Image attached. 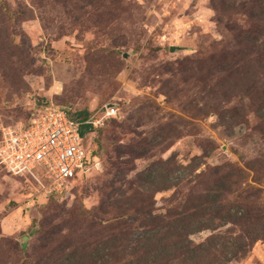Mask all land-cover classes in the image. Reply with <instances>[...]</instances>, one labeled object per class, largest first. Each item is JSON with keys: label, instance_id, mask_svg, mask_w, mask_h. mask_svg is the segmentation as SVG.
Returning a JSON list of instances; mask_svg holds the SVG:
<instances>
[{"label": "rangeland", "instance_id": "374dc122", "mask_svg": "<svg viewBox=\"0 0 264 264\" xmlns=\"http://www.w3.org/2000/svg\"><path fill=\"white\" fill-rule=\"evenodd\" d=\"M0 1V130L25 122L48 100L72 116L82 110L91 116L103 104L117 108L85 137L99 154L98 167L69 180L62 192H38L33 181L0 172V264H45L67 233L77 230V239L93 233L79 218L100 198L94 188L108 168L110 129L118 146L135 143L137 135L153 142L166 134L164 148L150 154H176L184 164L203 153L211 165L264 155V128L255 129L257 118L250 112L228 133L216 126L214 114L201 118L193 109L198 74L181 71L194 67L203 47L221 38L217 0ZM239 1H233L235 10ZM223 7L229 9L228 3ZM148 162L135 160V171ZM171 193L155 194L158 211ZM53 227L58 233L48 243L46 232ZM227 264H264V239Z\"/></svg>", "mask_w": 264, "mask_h": 264}, {"label": "trees", "instance_id": "16d2710c", "mask_svg": "<svg viewBox=\"0 0 264 264\" xmlns=\"http://www.w3.org/2000/svg\"><path fill=\"white\" fill-rule=\"evenodd\" d=\"M233 1L217 0L219 7H213L221 38L203 47L194 67L187 65L181 71L198 74L199 96L193 107L197 115L214 114L216 126L228 133L243 125L251 112L257 118L255 129L261 132L264 0L239 1L237 10ZM226 2L229 9L223 7ZM66 111L80 122L90 158L98 157L85 141L96 128L85 123L88 111L74 116ZM113 129L106 132L108 168L94 188L100 198L79 218L95 230L80 239L75 238L77 230L64 235L45 264H227L245 257L255 242L264 239V155L252 162L239 157L241 164L211 165L203 153L184 164L176 154H150L156 147L164 148L166 134L153 142L137 135L135 143L118 146ZM141 158L149 162L135 171L134 161ZM166 190L172 193L158 211L155 194ZM202 231L210 233L195 241L192 236ZM57 233L58 227L46 232L48 243Z\"/></svg>", "mask_w": 264, "mask_h": 264}, {"label": "built area", "instance_id": "2783aa9c", "mask_svg": "<svg viewBox=\"0 0 264 264\" xmlns=\"http://www.w3.org/2000/svg\"><path fill=\"white\" fill-rule=\"evenodd\" d=\"M116 113L113 103L103 104L85 123L95 128ZM79 126L80 122L70 119L65 108L51 100L35 108L27 122L3 126L0 172L33 181L38 192H62L70 179L99 165L97 157L90 158Z\"/></svg>", "mask_w": 264, "mask_h": 264}, {"label": "water", "instance_id": "95a60500", "mask_svg": "<svg viewBox=\"0 0 264 264\" xmlns=\"http://www.w3.org/2000/svg\"><path fill=\"white\" fill-rule=\"evenodd\" d=\"M175 48H176L175 46H169L170 51H173ZM110 104H112V103H110Z\"/></svg>", "mask_w": 264, "mask_h": 264}]
</instances>
